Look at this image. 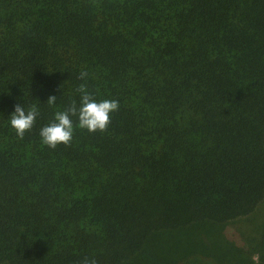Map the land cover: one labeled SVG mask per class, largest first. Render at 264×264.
I'll return each instance as SVG.
<instances>
[{
  "label": "trees",
  "instance_id": "obj_1",
  "mask_svg": "<svg viewBox=\"0 0 264 264\" xmlns=\"http://www.w3.org/2000/svg\"><path fill=\"white\" fill-rule=\"evenodd\" d=\"M81 83L119 110L51 149ZM263 202L264 0H0V264H264Z\"/></svg>",
  "mask_w": 264,
  "mask_h": 264
},
{
  "label": "clouds",
  "instance_id": "obj_2",
  "mask_svg": "<svg viewBox=\"0 0 264 264\" xmlns=\"http://www.w3.org/2000/svg\"><path fill=\"white\" fill-rule=\"evenodd\" d=\"M88 72L81 70L78 79L86 81ZM77 91L80 93V102L75 100L62 111H56L54 120L40 129L42 143L51 149H56L59 145L70 146L73 134V117L77 118L78 127L87 130L89 133L106 132L111 123V114L119 110L117 100L103 99L97 101L89 92L86 83H81ZM57 97L49 96L47 104L55 105ZM38 116L36 105L28 109L24 105H16L14 112L9 117L11 128L22 140L29 132ZM80 264H98L95 258L84 257Z\"/></svg>",
  "mask_w": 264,
  "mask_h": 264
},
{
  "label": "rangeland",
  "instance_id": "obj_3",
  "mask_svg": "<svg viewBox=\"0 0 264 264\" xmlns=\"http://www.w3.org/2000/svg\"><path fill=\"white\" fill-rule=\"evenodd\" d=\"M261 210H262V214L264 215V202L261 205ZM257 223H259V222H257ZM257 228H258V225H256V228H254V230L252 232H250L252 235H249L248 237H251V236L254 237L256 235L255 232H258V230H259V229L257 230ZM262 230L264 232V229H262ZM247 240L248 239H246V243H247L246 246H244V248L242 250H240L241 260L242 259L244 260L247 257L248 259L246 258L244 261L249 260V264H261L262 258H261V255L259 253V248L255 245V241H251V240L247 241ZM199 257H201V256H199ZM200 259H201L200 261H197V264H214V262L213 263L209 262V260H210L209 257L202 256V258H200Z\"/></svg>",
  "mask_w": 264,
  "mask_h": 264
}]
</instances>
